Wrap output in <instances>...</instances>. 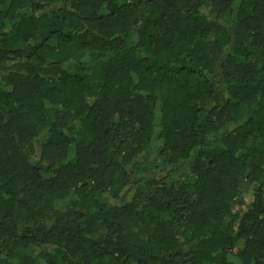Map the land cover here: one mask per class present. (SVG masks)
Listing matches in <instances>:
<instances>
[{"label": "trees", "instance_id": "obj_1", "mask_svg": "<svg viewBox=\"0 0 264 264\" xmlns=\"http://www.w3.org/2000/svg\"><path fill=\"white\" fill-rule=\"evenodd\" d=\"M0 264H264V0H0Z\"/></svg>", "mask_w": 264, "mask_h": 264}]
</instances>
